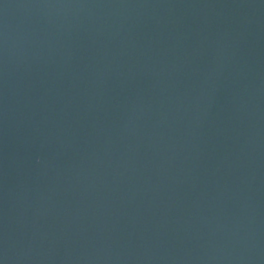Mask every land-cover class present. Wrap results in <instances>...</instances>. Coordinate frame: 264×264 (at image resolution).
<instances>
[{"label":"water","instance_id":"95a60500","mask_svg":"<svg viewBox=\"0 0 264 264\" xmlns=\"http://www.w3.org/2000/svg\"><path fill=\"white\" fill-rule=\"evenodd\" d=\"M34 264H264V92L155 189Z\"/></svg>","mask_w":264,"mask_h":264}]
</instances>
